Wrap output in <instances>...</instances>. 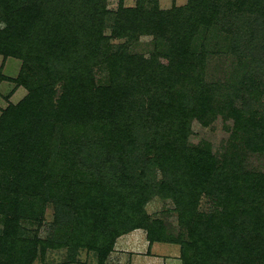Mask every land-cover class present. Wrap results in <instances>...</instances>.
<instances>
[{"label":"trees","instance_id":"obj_1","mask_svg":"<svg viewBox=\"0 0 264 264\" xmlns=\"http://www.w3.org/2000/svg\"><path fill=\"white\" fill-rule=\"evenodd\" d=\"M105 1L0 0V54L22 61L17 82L29 91L0 116V264L86 241L104 264L137 229L148 247L178 246L181 264H264V176L217 167L187 144L190 115L221 112L242 133L234 138L264 153V0L168 10L136 0L111 14ZM141 35L153 36L149 60L127 50ZM220 54L235 55L232 74L250 71L207 83V58ZM203 196L209 214L198 211ZM154 199L172 205L176 229L146 213ZM48 206L49 235L29 237L22 221L41 226Z\"/></svg>","mask_w":264,"mask_h":264},{"label":"rangeland","instance_id":"obj_2","mask_svg":"<svg viewBox=\"0 0 264 264\" xmlns=\"http://www.w3.org/2000/svg\"><path fill=\"white\" fill-rule=\"evenodd\" d=\"M186 1L158 0V5L161 10H168L172 6L185 5ZM120 4L124 8H132L136 5V0H106L105 9L110 14L114 13L118 10ZM6 9V3L0 2V32L5 29L2 18ZM249 20L247 27L254 25V17L250 16ZM111 22L112 20L108 21V26H110ZM263 32L264 27L259 29L261 35ZM104 35L110 36V31L107 29ZM152 39L153 36L151 35H141L135 42L129 44L127 50L130 54L142 57L143 60H149L155 50ZM125 41V39H117L111 40L110 43L113 46H119L124 44ZM216 55H210L207 58L205 68V81L207 83L209 81L232 82L243 71H250V68H238L232 74L238 65L235 55ZM262 57H264V54ZM21 70L22 61L20 59L11 56L4 57L0 54V116L9 105L16 106L29 94L25 85L17 82ZM251 70L253 73H257L260 69L252 68ZM24 73L28 76L27 72ZM97 77H102L103 81L106 80L105 74L100 73ZM57 98L56 95L54 100ZM226 115L227 113L219 112L215 117H207L204 120L198 114L190 115L188 118V146L207 150L217 167L226 169L225 166H229L231 162H234L237 174H244L250 177L264 176V153L250 152L248 151L245 138L243 140L239 137L234 138L235 134L240 136L242 133L233 130V120L225 118ZM217 172L219 173V171ZM171 206L168 202L154 199L145 206V211L151 218L164 220L173 230L176 229V215L172 211H167L171 209ZM213 208L214 204L212 201L203 196L199 202L198 211L202 214H209L213 211ZM52 213L51 206H48L44 216L45 222L41 226L37 227L26 221H22L21 225L30 233L29 237L36 233L37 237L43 240L50 233L49 226L53 219ZM91 246L92 244L86 241L84 246L77 247L73 251L66 246L47 249L44 256L37 254L30 264H99L98 252L93 250ZM104 264H181V262L178 246L154 244L152 247H148L145 231L137 229L115 239L112 251L107 255Z\"/></svg>","mask_w":264,"mask_h":264}]
</instances>
